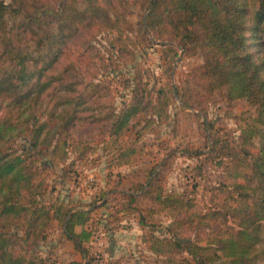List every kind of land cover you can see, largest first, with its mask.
I'll use <instances>...</instances> for the list:
<instances>
[{"label":"rangeland","instance_id":"374dc122","mask_svg":"<svg viewBox=\"0 0 264 264\" xmlns=\"http://www.w3.org/2000/svg\"><path fill=\"white\" fill-rule=\"evenodd\" d=\"M61 1L44 3L55 9ZM93 2L101 6L103 13H109L111 22L95 18L83 31V39L68 48L75 63H66L68 86L73 89L71 95L82 93L86 102L71 126L67 159L54 164L52 148L33 149L28 136L11 143L20 152L29 150L24 157L36 182L43 184L44 203L90 211L89 223L76 228L91 233L85 242L90 250L88 259L67 239L64 225L57 220L51 221L34 243L23 236L22 221L3 220L1 230L11 239L12 253L22 257L21 264L192 261L187 252L176 248L164 256L149 250L145 233L162 240L172 239L174 233L169 228L171 213L161 209L156 198L170 193H187L193 198L194 203L185 196L188 205H198L196 220L203 224L194 228L195 223L181 230L180 235L195 239L201 248L212 237L228 236L238 229L241 218L233 211L235 201L240 199L236 184L255 191L248 198L250 202L262 195L257 190L251 158L257 150L244 143L249 123L255 122L256 109L247 100L230 102L218 93L199 105L192 71L202 65L203 58L185 55L176 42L168 44L144 31L147 0ZM78 7L84 10L87 4L80 1ZM50 19L54 16L47 15L40 21L45 29ZM137 85L155 109L139 117L129 132L115 141L108 132L109 116L131 103ZM179 91L188 92L184 96L190 95L188 101H195L196 108L184 105ZM69 92L64 90L63 95L67 98ZM64 108L72 111V106ZM149 182L154 184L152 194L143 192L133 206H144L142 215L148 220L142 229L134 214L121 210L125 196L119 192H139ZM260 223L259 256L254 264H264V220Z\"/></svg>","mask_w":264,"mask_h":264},{"label":"trees","instance_id":"16d2710c","mask_svg":"<svg viewBox=\"0 0 264 264\" xmlns=\"http://www.w3.org/2000/svg\"><path fill=\"white\" fill-rule=\"evenodd\" d=\"M44 1L7 3L0 0V264L23 262L10 249L11 239L1 230L3 220L22 221L23 236L26 240L33 239L32 243L51 221L57 220L64 225L67 239L86 259L90 252L85 242L90 240L91 233L76 229L89 223L90 211L62 203H44L43 184L36 182L24 157L29 150L24 148L20 152L11 143L28 136L31 148H52L54 164L67 159L71 126L86 102L82 93L71 95L73 89L68 86L66 63L74 62L68 48L83 39V31L95 18L111 22V17L94 0H62L55 9H50ZM80 1L86 2V9H79ZM146 12V23H143L146 33L168 44L176 42L185 55L203 58L202 65L192 71L197 81L199 105L218 93L230 102L247 100L255 107L256 119L249 123L244 143L257 150L251 153V158L257 190L262 193L250 202L248 198L255 191L247 185L236 184L240 199L235 201L237 206L233 211L241 218L239 228L228 236L212 237L202 248L195 239L180 235L181 230L195 223L194 228L203 224L202 220H196L198 205L187 203L193 202V198L187 193L158 195L161 209L171 213L169 228L174 233L170 240L145 233L146 244L157 256L176 248L193 259H184L180 264L217 261L254 264L259 256L260 222L264 220V0H147ZM47 15L54 19H50L51 24L45 29L40 21ZM64 90L69 92L67 98ZM140 91L144 90L137 85L131 103L109 116L108 132L115 141L126 135L139 117L155 109L153 102L146 99L145 91ZM187 93L179 91L182 103L196 108L195 101H188L190 95L185 97ZM160 97L161 94L158 100ZM66 106H72V111ZM153 190L154 184L149 182L139 192H119L125 196L121 210L134 214L142 229L148 220L142 215L144 206L137 209L133 206L143 192L152 194ZM151 200L154 202V198Z\"/></svg>","mask_w":264,"mask_h":264},{"label":"water","instance_id":"95a60500","mask_svg":"<svg viewBox=\"0 0 264 264\" xmlns=\"http://www.w3.org/2000/svg\"><path fill=\"white\" fill-rule=\"evenodd\" d=\"M144 20H145V23H146V15H145V19Z\"/></svg>","mask_w":264,"mask_h":264},{"label":"crops","instance_id":"0c3cea01","mask_svg":"<svg viewBox=\"0 0 264 264\" xmlns=\"http://www.w3.org/2000/svg\"><path fill=\"white\" fill-rule=\"evenodd\" d=\"M78 231V230H77Z\"/></svg>","mask_w":264,"mask_h":264}]
</instances>
